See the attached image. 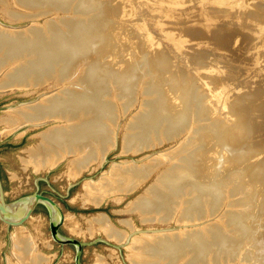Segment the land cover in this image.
Here are the masks:
<instances>
[{
    "label": "bare ground",
    "instance_id": "obj_1",
    "mask_svg": "<svg viewBox=\"0 0 264 264\" xmlns=\"http://www.w3.org/2000/svg\"><path fill=\"white\" fill-rule=\"evenodd\" d=\"M133 1L139 3L138 9L132 5L134 13L128 0H0L1 15L9 22L0 21V94L48 88L5 114L2 133L49 125L23 158L26 168L52 170L70 159L68 175L77 179L105 162L124 119L133 113L123 154L171 146L140 162L114 163L98 180H85L81 196L85 204L99 207L109 197L119 203L146 186L117 212L138 213L143 223L164 227L134 234V221L122 219L129 233L101 212L87 219L86 232L127 244L132 264H264V89L232 92L213 58L214 67L194 73L200 89L190 87L194 74L151 43L141 20L154 7L158 16L173 11L179 23L182 14L205 21L211 17L206 3L223 11L225 0H188L191 6L184 0ZM253 17V26L242 22L224 37L230 48L251 47V38L264 36L259 16ZM178 25L169 29L171 35L206 33L201 25L176 30ZM136 45L141 52L133 49ZM151 71L157 74L150 76ZM211 96L226 105L228 122L217 129ZM23 212L13 209V217ZM52 212L59 218L56 209ZM40 249L31 235L18 230L12 242L15 260L7 264H48L51 256ZM98 261L108 264L103 256Z\"/></svg>",
    "mask_w": 264,
    "mask_h": 264
},
{
    "label": "rangeland",
    "instance_id": "obj_2",
    "mask_svg": "<svg viewBox=\"0 0 264 264\" xmlns=\"http://www.w3.org/2000/svg\"><path fill=\"white\" fill-rule=\"evenodd\" d=\"M128 1L131 10L133 8V10L136 11L135 9L139 8L138 2L136 3V1L133 0ZM142 1L146 3V0ZM150 2L157 3V1L154 0H150ZM184 3L185 5L187 4V6H191V2L188 0H184ZM133 4L136 7L135 9L134 6H132ZM137 4L138 6H136ZM223 4L224 5L219 9L223 11H214L210 8L216 4L207 2L206 10L208 14L210 13L211 17L209 16V19L205 21L202 19L190 18L182 14L181 17L183 20L179 23L174 21L176 19H173V11L169 14L170 18L158 16L160 14L159 9L154 7L150 9L149 12L147 10L146 15L141 20L144 25L149 28L147 38L152 41L151 43L154 44L159 51L168 54L171 61L178 65V67H181L182 70L194 74L196 70L210 69L214 67L213 63H211V59L213 58L218 63V67L216 68L221 72L219 75L225 78L223 84L231 88L232 92L241 95L257 85L262 86L264 89V36L262 38H251V42L249 41L252 43L251 47L247 46L245 49L241 46H233V48H230L228 40L224 38L227 34L231 35L233 30L235 31L236 29L239 30L242 28V22H245V24L249 23L250 26H253L252 21L255 19L253 16L258 15L260 24L264 27V0H225ZM149 6H142V8H148ZM217 6H219V4ZM133 10L132 12L134 13ZM157 12H159V14H157ZM1 14L0 11V21L4 24H9L7 19L3 18ZM242 14H246V16L242 17ZM178 23L180 25H178ZM176 24L181 26L175 27L176 30L177 28L181 30L185 25H201L205 28L206 33H202L199 38L194 36H173L169 29ZM214 29H218L217 32ZM243 31L252 33L251 30L248 31L247 29H243ZM135 40L139 41L136 38ZM133 49L136 52L142 51L139 49L138 45L134 46ZM196 51L203 52L204 57L207 55L209 59L205 58L203 60L198 57ZM153 73L154 72L151 71L149 75L153 76ZM154 74L156 75L157 73L155 72ZM196 78H199V76L194 74L192 80H190V87L196 85L197 89H200L201 85L199 83L201 82H197ZM47 90L48 88L44 87L38 92L29 94L21 91L0 94V120L5 114L8 115L12 109L34 101L40 93ZM204 91L206 96L208 92L210 93L207 89ZM215 97L216 96L209 97L210 100H208V105L211 112H214L210 114V116L216 118V120H212V123H215V128L217 129L221 127L224 121L228 122V118H226L227 112L225 110L226 105L224 101H221L219 96ZM132 115L133 113L124 119L118 131L116 147L110 151L105 162L100 166H92L89 170L84 172L83 176L77 179L70 178L68 175L70 159L52 170L36 173L32 166L26 168L23 158L28 157L29 153L27 151L30 147H34L40 142L41 138L38 134L49 128V125L28 128L23 134L22 132L25 128L12 134H4L2 133L3 125L0 122V163L3 169V186L6 192V198L30 197L39 192L59 203L66 216L59 233L63 237H72L83 243L80 253V264H101L98 261L99 256L106 258L108 264H132L128 259L127 244H117L113 241H107V237L101 232L94 236H90V234L86 232L88 227L87 219L98 213L103 212L108 214L113 223L122 229H127L128 227L124 226L121 220L132 219L136 225L137 231L134 232V234H141L151 227L156 229L164 227L162 223L153 225L143 223L138 213L117 212L118 210L125 209L128 203L142 194L146 186H142L126 194L119 203L113 197H109L107 201L99 207L92 204H85L81 196L84 191L83 184L85 180H98L114 163L126 160L140 162V160L145 159L150 154L152 155V153L154 154L160 151L164 152L171 146V144L168 143L143 153L123 154L122 139L126 131V122L130 120ZM228 117L232 118V115ZM222 126H224V124H222ZM51 223L52 220L49 218L48 214L38 212L33 214V216L24 223V227L26 228V232L33 234L36 238L39 249L41 248L40 250L51 256V261H49L48 264H78L77 246L70 243L56 242L52 234ZM175 225H177V223L175 224L172 222L171 226ZM70 227L77 229L80 233L72 234L70 232ZM16 230L17 227L9 226L0 219V264H7L9 259H12V261L15 260L12 256V237ZM82 230L84 231L83 233ZM129 233L133 232L129 230Z\"/></svg>",
    "mask_w": 264,
    "mask_h": 264
},
{
    "label": "water",
    "instance_id": "obj_3",
    "mask_svg": "<svg viewBox=\"0 0 264 264\" xmlns=\"http://www.w3.org/2000/svg\"><path fill=\"white\" fill-rule=\"evenodd\" d=\"M44 202L51 210L52 223L51 229L53 236L56 240L61 243H70L77 246L78 255L77 263L80 264V253L82 251L83 243L79 240L72 237H63L59 233V227L64 223L65 214L59 205L54 199L46 196L42 193L37 192L33 196L23 197V198H6V192L3 186V169L0 163V219L3 220L7 225L18 226L24 224L25 221L29 218L30 214L36 207L38 202ZM58 211L59 218L55 219L53 216L52 210ZM13 209L24 211L20 216L13 217Z\"/></svg>",
    "mask_w": 264,
    "mask_h": 264
},
{
    "label": "flooded vegetation",
    "instance_id": "obj_4",
    "mask_svg": "<svg viewBox=\"0 0 264 264\" xmlns=\"http://www.w3.org/2000/svg\"><path fill=\"white\" fill-rule=\"evenodd\" d=\"M38 212H40V213H42V214H48L49 218L52 220V215H51V210H50V208L47 206V204H45V203L42 202V201H40V202L37 203L36 207L34 208V210L32 211V213L30 214L29 218L32 217L33 214L38 213ZM29 218H28V219H29ZM65 218H66V216H65ZM28 219H27V220H28ZM27 220H26V221H27ZM64 220H65V219H64ZM26 221H25V222H26ZM10 226H12V225H10ZM61 226H62V224H61ZM61 226L59 227V232L61 231ZM21 228H23V230H22ZM18 230H19L21 233L23 232L24 234H27V235H29V236L31 235V237L33 238L34 242H37V241H35L36 238L33 236V234H29L28 232L25 231L26 228L24 227V224H21V226L18 225V226H17V230L15 231V233L18 232ZM70 232L73 233L71 230H70ZM15 233H14V234H15ZM14 234H13V236H14ZM52 234H53V233H52ZM73 234H75V233H73ZM55 241H56V242H59V241L56 240V239H55ZM12 242H13V237H12Z\"/></svg>",
    "mask_w": 264,
    "mask_h": 264
}]
</instances>
